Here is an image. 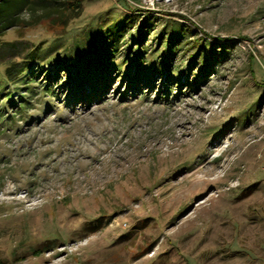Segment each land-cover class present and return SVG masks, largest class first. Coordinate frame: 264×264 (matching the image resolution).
I'll return each instance as SVG.
<instances>
[{
    "label": "rangeland",
    "instance_id": "1",
    "mask_svg": "<svg viewBox=\"0 0 264 264\" xmlns=\"http://www.w3.org/2000/svg\"><path fill=\"white\" fill-rule=\"evenodd\" d=\"M58 1L0 33V264H264V0ZM170 21L225 53L216 73L179 52L181 83L128 87ZM21 61L35 78L6 82Z\"/></svg>",
    "mask_w": 264,
    "mask_h": 264
},
{
    "label": "trees",
    "instance_id": "2",
    "mask_svg": "<svg viewBox=\"0 0 264 264\" xmlns=\"http://www.w3.org/2000/svg\"><path fill=\"white\" fill-rule=\"evenodd\" d=\"M7 0H5L1 5H0V33L11 26H13L16 23H13L16 21V18H11L10 15L12 14L11 12L13 9L17 10V6L22 4L23 0H19L17 2H12L11 0L9 1V6L8 8L4 9V4L6 3ZM56 2H60L58 0H54ZM85 0H64L65 7L68 8L70 11L75 12L73 17L78 16L80 10H82L83 7V2ZM21 6V5H20ZM76 14V15H75ZM71 16V17H72ZM150 16H147L146 19L148 20ZM147 20H145V24H147L145 30L151 31L153 29V26L148 24ZM125 24L123 23H116L115 25H110L105 32H108L110 36H113L114 41H119L121 40L120 38L123 39L124 35H122L123 31V26ZM188 28H185V26L177 21H170L169 24H166L165 26L162 27L161 31L157 35V48L159 49L162 45L164 46V50L161 52V54L157 55V61L156 63L152 64L151 67L145 65V61L147 60L146 54L148 48L142 49L140 48V43L137 44L139 47L138 52L134 55V58L132 60L134 64V71L128 78V75L123 74V76H127V81H128V87L135 88L136 85L134 84L135 78L138 76H147L149 72H157L158 74H162L164 71V77L170 80L173 83H181L180 78L181 75H174V69L176 68L174 66V57L176 56L177 53L182 52V56L185 57V54L188 53L189 57L191 58V62L189 63V66L193 65L196 62H199V59H205V65L200 66L201 68V75L199 78L202 76L207 75L210 70H214L213 72L216 73L215 69L212 67V65H209L211 61L216 60L218 61L219 58L223 57L225 53H212L211 55H208L206 53L207 50L212 51L214 50V45L209 43V41L206 40L205 37L202 36H197L193 37V34H187L188 33ZM140 33H135L132 34V42L129 43L130 47H132L135 44V40L137 38L140 39ZM110 38V37H109ZM192 38V39H191ZM112 40V41H113ZM118 48V47H117ZM110 49L111 55L116 56L115 54L118 53V49ZM157 48L152 51L154 54L157 52ZM224 52V51H222ZM101 56V54H100ZM102 58V57H101ZM100 58V59H101ZM130 59V53H127L126 58L124 61L119 62L116 65V68L119 72H121L123 65L126 60ZM26 61H21V62H15V63H10L6 69H5V80L8 83H16L18 79L22 77V80L25 81V83L28 84V81L31 80L32 78H35L36 74V69H33L30 66H27ZM101 63H97L96 65L98 67H101ZM201 65L200 63H198ZM153 66V67H152ZM187 66V65H186ZM96 74V72H95ZM122 74V73H121ZM97 75V74H96ZM193 86L196 84L195 81H193ZM197 85V84H196ZM195 85V86H196ZM31 88L28 85L26 86V92L28 89ZM48 84L44 85V89L47 91L48 89ZM165 92H170L172 90V86L167 87L165 89ZM30 91V90H29ZM164 92V91H163ZM91 94H86V97H91ZM9 105H13V101H8ZM18 109H23L26 106V101H20L19 104L17 105ZM16 112V111H14ZM0 116L1 112H0Z\"/></svg>",
    "mask_w": 264,
    "mask_h": 264
}]
</instances>
